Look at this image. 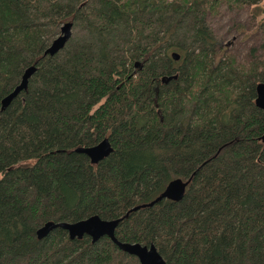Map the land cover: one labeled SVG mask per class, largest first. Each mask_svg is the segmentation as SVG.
<instances>
[{
    "label": "trees",
    "instance_id": "1",
    "mask_svg": "<svg viewBox=\"0 0 264 264\" xmlns=\"http://www.w3.org/2000/svg\"><path fill=\"white\" fill-rule=\"evenodd\" d=\"M244 7L264 16V0H0V102L34 68L0 105V264H138L106 237H36L93 216L165 264H264V17L241 62L207 23ZM103 140L95 165L75 151Z\"/></svg>",
    "mask_w": 264,
    "mask_h": 264
},
{
    "label": "water",
    "instance_id": "2",
    "mask_svg": "<svg viewBox=\"0 0 264 264\" xmlns=\"http://www.w3.org/2000/svg\"><path fill=\"white\" fill-rule=\"evenodd\" d=\"M71 25L69 23H64L59 28V34L56 36L47 48L44 50L43 55L52 56L62 49L66 41L70 37ZM174 60H177V56L172 54L171 56ZM34 72L33 67L26 68L19 80V83L14 87V89L5 96L1 102V108L7 106V104L13 99L21 90H24L26 87L27 79ZM255 100L254 104L258 110H260L262 117L264 119V83L258 84L255 86ZM78 153H81L86 156L90 164H97L103 158H105L111 151L108 143L103 140L96 144L95 146L87 148H78L75 150ZM170 194L173 198L178 199L180 197V189L178 186L174 185L170 189ZM59 228L66 232L69 240L80 239L83 236L90 238L91 242H95L101 237L108 238L116 248L130 256L136 258L138 264H165L161 257L157 254L156 250L152 245L140 246L138 244H129L117 242L113 236L115 223L112 221H104L93 216L85 220H81L74 223H51L47 222L41 226L36 231L37 239L43 238L51 230Z\"/></svg>",
    "mask_w": 264,
    "mask_h": 264
},
{
    "label": "rangeland",
    "instance_id": "3",
    "mask_svg": "<svg viewBox=\"0 0 264 264\" xmlns=\"http://www.w3.org/2000/svg\"><path fill=\"white\" fill-rule=\"evenodd\" d=\"M262 6L258 7V10ZM258 10L248 9H233L220 10L215 18H207V23L213 34L217 37L224 53L233 55L238 62L245 58V52L250 46L253 38V24L255 20L249 18L250 12L258 14ZM260 14L257 15V20L261 19ZM240 27L243 33H240Z\"/></svg>",
    "mask_w": 264,
    "mask_h": 264
}]
</instances>
